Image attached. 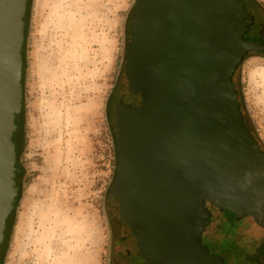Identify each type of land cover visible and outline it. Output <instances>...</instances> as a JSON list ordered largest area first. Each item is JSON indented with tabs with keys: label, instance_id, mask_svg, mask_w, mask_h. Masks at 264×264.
Masks as SVG:
<instances>
[{
	"label": "water",
	"instance_id": "95a60500",
	"mask_svg": "<svg viewBox=\"0 0 264 264\" xmlns=\"http://www.w3.org/2000/svg\"><path fill=\"white\" fill-rule=\"evenodd\" d=\"M29 0H0V247L18 198ZM239 0H137L113 112L109 216L129 230L142 264H228L205 235L221 224L264 237V152L245 121L235 76L262 40Z\"/></svg>",
	"mask_w": 264,
	"mask_h": 264
},
{
	"label": "rangeland",
	"instance_id": "374dc122",
	"mask_svg": "<svg viewBox=\"0 0 264 264\" xmlns=\"http://www.w3.org/2000/svg\"><path fill=\"white\" fill-rule=\"evenodd\" d=\"M137 0H30L17 120L20 195L1 264H110L107 194L115 174L114 106ZM264 23V0H253ZM235 85L264 152V56L251 54ZM228 264H264V237L205 235Z\"/></svg>",
	"mask_w": 264,
	"mask_h": 264
},
{
	"label": "flooded vegetation",
	"instance_id": "af4514ba",
	"mask_svg": "<svg viewBox=\"0 0 264 264\" xmlns=\"http://www.w3.org/2000/svg\"><path fill=\"white\" fill-rule=\"evenodd\" d=\"M245 5L247 12L253 18V24L245 36L247 41L262 40L264 44V23L254 9L253 0H239ZM263 55L264 53H251ZM249 54L247 57H249ZM253 135L252 131L250 130ZM255 138V136L253 135ZM256 139V138H255ZM261 148V147H260ZM262 150V149H261ZM263 151V150H262ZM110 264H142L137 255L136 241L129 235V230L111 218Z\"/></svg>",
	"mask_w": 264,
	"mask_h": 264
},
{
	"label": "trees",
	"instance_id": "16d2710c",
	"mask_svg": "<svg viewBox=\"0 0 264 264\" xmlns=\"http://www.w3.org/2000/svg\"><path fill=\"white\" fill-rule=\"evenodd\" d=\"M29 2H30V0L28 1V3H27V9H28V4H29ZM27 13V12H26ZM25 17H26V15H25ZM24 22H25V18H24ZM25 32H26V30L24 29V36H25ZM24 58V56H23V50H22V59ZM22 86H23V80H22ZM17 120H19V116H18V119ZM14 142H15V146H16V154H17V162H16V164L18 163V158H19V147H18V142H17V140H16V133H15V137H14ZM21 180H22V174H21V172H20V170L19 169H17V174H16V186H17V188H18V194L20 195V187H21ZM19 195H18V198L16 199V203H15V207H16V204H17V202H18V199H19ZM15 210V209H14ZM14 212V211H13ZM13 212L11 213V215H10V217L8 218V220H7V224H6V231L8 230V228H9V224H10V220H11V218H12V215H13ZM6 231H5V234H6ZM3 245H4V242H3V244L1 245V247H0V250H1V248L3 247ZM0 264H1V259H0Z\"/></svg>",
	"mask_w": 264,
	"mask_h": 264
}]
</instances>
